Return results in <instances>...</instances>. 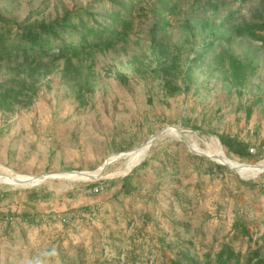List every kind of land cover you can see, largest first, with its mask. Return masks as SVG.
Returning a JSON list of instances; mask_svg holds the SVG:
<instances>
[{
	"label": "rangeland",
	"instance_id": "374dc122",
	"mask_svg": "<svg viewBox=\"0 0 264 264\" xmlns=\"http://www.w3.org/2000/svg\"><path fill=\"white\" fill-rule=\"evenodd\" d=\"M97 1L0 0V13L32 21L89 3L100 11ZM154 1L140 0L147 16L136 15L126 39L86 61L93 64L92 89L84 103L73 82L61 77L59 65L39 78L30 105L0 109V174H47L25 184L0 180V264H170L183 254L203 264L222 243L244 254L262 242L264 169L239 172L227 162V169H219L215 163L222 161L211 154L233 164L264 162V42L242 37L229 45L257 66L244 86L232 85L205 59L188 91L166 95L161 76L150 72L155 62L148 48V9ZM179 5L166 14L171 45L185 44L180 19L186 14L218 22L232 12L234 23L264 21V0H180ZM260 35L264 39V31ZM185 53L186 47L181 58ZM117 71L127 79H119ZM175 81L182 83L181 77ZM168 125L184 136L165 130L132 161L133 149ZM219 133L236 135L256 152L240 160L227 152ZM107 160L97 179L64 174L97 173ZM127 174L132 189L124 193L120 184ZM92 181L98 182L89 186ZM97 184L103 189L94 192ZM31 189L49 196L30 198ZM23 211L30 216L13 214ZM238 218L248 235L233 227Z\"/></svg>",
	"mask_w": 264,
	"mask_h": 264
},
{
	"label": "trees",
	"instance_id": "16d2710c",
	"mask_svg": "<svg viewBox=\"0 0 264 264\" xmlns=\"http://www.w3.org/2000/svg\"><path fill=\"white\" fill-rule=\"evenodd\" d=\"M97 2H102L100 11L93 10L89 3L64 10L52 18H35L32 21L27 19L17 22L0 13V73L2 69L4 71L0 74V109L12 112L30 105L36 96L39 78L48 75L59 65L61 77L73 82L76 97L84 103L86 92L92 89L88 76L93 64L92 61H86L91 60L96 52L106 51L121 39H126L134 26L136 15L147 16L141 12L140 0ZM179 4L180 0H155L148 9L152 17L148 30V48L150 58L155 62L150 72L161 76L164 94L188 91L193 83L194 70L201 67L205 59H209L212 68L222 72L232 85L237 88L244 86L257 66L251 58L237 55L229 45L236 38L242 37L255 38L263 43L260 33L264 31V21L255 19L234 23L232 12L218 22L212 16L193 19V14H186L180 19L185 44L171 45L166 34L170 24L166 14L176 13ZM217 6L215 2L213 9ZM197 22L199 25L195 26ZM185 47L186 53L181 58L180 54ZM143 66L141 71H145ZM115 74L121 80L127 79L124 73L117 71ZM177 77H181L182 83L175 81ZM251 112L252 106L248 105L247 118ZM217 136L227 152L240 160L251 156L247 141L228 133H219ZM145 162L146 159L142 163ZM215 167L227 169L225 164L215 163ZM130 176L127 174L121 178L120 188L124 193L132 189ZM96 182L92 181L88 185L93 186ZM29 194L30 198L42 200L49 196L45 190L38 189H31ZM13 214L23 219L30 216L27 211ZM232 225L242 234H249L243 218L236 219ZM255 243V247H249L244 254L229 243H222L214 258L209 255L203 264H264V238L261 243ZM170 264L199 263L193 257L183 254L171 258Z\"/></svg>",
	"mask_w": 264,
	"mask_h": 264
},
{
	"label": "bare ground",
	"instance_id": "6f19581e",
	"mask_svg": "<svg viewBox=\"0 0 264 264\" xmlns=\"http://www.w3.org/2000/svg\"><path fill=\"white\" fill-rule=\"evenodd\" d=\"M169 130H171V131H173V132H177V130H176L175 128H171V129H169ZM147 147H148V145H144L142 148H139V149L133 150L132 153L128 152V153L131 154L132 161L140 159V158L144 155V153H145ZM211 156H212V157H215L218 161H219V160H220V161H223V160H224L225 162H227V163H229V164H232V166H236V165H237V170H238L239 172H242V171H244V170H248V171H254V170H255V171H261V170L264 169V162L261 163V164H254L255 166H253V164H247V163H243V164H236V163H234V164H235V165H234L233 163L229 162L228 160H226V159H221L220 157H217V156H215L214 154H211ZM64 174H66V175H68V176H77V175H78L76 172H66V173H64ZM80 176H81V175H80ZM29 177H31V176H23V175H19L17 178H29ZM82 177H83V176H82ZM3 179H4L5 182L10 183V184H18V182L16 181L15 176L0 174V180H3ZM35 181H39V179H37V180H33V181H31V182H35Z\"/></svg>",
	"mask_w": 264,
	"mask_h": 264
},
{
	"label": "water",
	"instance_id": "95a60500",
	"mask_svg": "<svg viewBox=\"0 0 264 264\" xmlns=\"http://www.w3.org/2000/svg\"><path fill=\"white\" fill-rule=\"evenodd\" d=\"M171 128H175L177 130L178 133H180V135L184 136L182 131L180 129H178L177 127L175 126H171V125H168L166 127H163L157 131H155L153 134H151V136L149 137L148 139V142H145L143 144H141L139 147L137 148H134L133 150H136V149H139V148H142L144 145H149V142L152 141L155 137H157L160 133L164 132L165 130H168V129H171ZM193 150V149H192ZM195 151V150H194ZM204 154V153H203ZM108 163V160L104 163V165L102 167H100L99 171L97 173H89V172H83V171H71V172H76L78 175H81V176H84L86 178H90V179H97L99 177L102 176V172L105 168V165ZM223 164H226L228 165L224 160L222 161ZM243 164V163H242ZM229 166V165H228ZM253 166H255L253 164ZM230 168L232 169H237V165L236 166H229ZM47 174H45L44 176L42 175H38V176H31L29 178H16V181L18 183H22V184H25V183H31V181L33 180H37V179H41L42 177H45Z\"/></svg>",
	"mask_w": 264,
	"mask_h": 264
},
{
	"label": "built area",
	"instance_id": "2783aa9c",
	"mask_svg": "<svg viewBox=\"0 0 264 264\" xmlns=\"http://www.w3.org/2000/svg\"><path fill=\"white\" fill-rule=\"evenodd\" d=\"M262 147L264 148V145ZM249 151L250 152H256V148L255 147H249ZM101 189H103V184H97L93 187L94 192H97Z\"/></svg>",
	"mask_w": 264,
	"mask_h": 264
}]
</instances>
